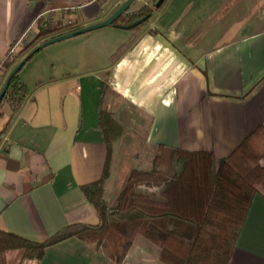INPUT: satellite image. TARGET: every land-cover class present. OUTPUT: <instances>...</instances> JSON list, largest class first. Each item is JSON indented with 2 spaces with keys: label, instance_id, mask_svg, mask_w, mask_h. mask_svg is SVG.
I'll use <instances>...</instances> for the list:
<instances>
[{
  "label": "crops",
  "instance_id": "crops-1",
  "mask_svg": "<svg viewBox=\"0 0 264 264\" xmlns=\"http://www.w3.org/2000/svg\"><path fill=\"white\" fill-rule=\"evenodd\" d=\"M123 2L0 0V64L12 44L19 48L35 37L40 23L74 24L72 31L106 19ZM207 2L169 0L113 62L133 37L131 30L90 31L48 45L25 63L30 73L20 72L19 78L29 98L16 116L5 109L0 116V230L43 242L66 226L98 223L80 187L101 177L107 158L100 105L125 128L112 143L103 187L110 205L119 191V186L108 188L111 179L132 168L151 169L158 145L222 158L264 123V28L247 23L238 36L227 38L229 31L219 30L220 0L214 1L209 30L201 31L198 19L184 21ZM238 2L225 0L227 12ZM145 4L136 0L129 11ZM255 16L256 23H264V9ZM214 26L219 32L213 38ZM44 49H50V58ZM134 134H140L141 150L150 158L143 165L141 153L134 167L116 165L114 147L122 149ZM107 261L101 248L71 237L47 247L37 262ZM228 264H264L260 195L250 204Z\"/></svg>",
  "mask_w": 264,
  "mask_h": 264
},
{
  "label": "trees",
  "instance_id": "trees-1",
  "mask_svg": "<svg viewBox=\"0 0 264 264\" xmlns=\"http://www.w3.org/2000/svg\"><path fill=\"white\" fill-rule=\"evenodd\" d=\"M98 1L104 5L109 0ZM157 1L150 0L134 11L129 8L114 22L113 26H125L149 15L131 29L133 37L120 46L112 62L169 2L156 6ZM72 25L49 27L40 23L29 43L19 48L12 44L0 64V89L16 64L42 42L70 32ZM20 71L11 78L0 101V116L4 106L11 117L16 116L29 98ZM106 88L103 83L102 91ZM98 126L107 148L104 169L98 180L80 187L96 211L98 223L66 226L43 242L0 230V264H20L26 258L41 261L47 247L71 237L101 248L108 264H123L137 236L158 248V264H228L254 196L264 198V123L222 158L212 152L158 145L151 169H130L111 205L103 198V187L109 175L112 143L121 137L123 126L101 105Z\"/></svg>",
  "mask_w": 264,
  "mask_h": 264
},
{
  "label": "rangeland",
  "instance_id": "rangeland-1",
  "mask_svg": "<svg viewBox=\"0 0 264 264\" xmlns=\"http://www.w3.org/2000/svg\"><path fill=\"white\" fill-rule=\"evenodd\" d=\"M215 0H208L207 3H204V5H208L207 7H199L196 10V13H192L190 14L187 18H185L184 21L188 22L189 21H193L195 19H198L199 21L197 22L198 26H201L200 30L201 31H207L210 29V25L212 24L214 17L212 16V14L210 15L211 11L215 8V4H214ZM237 5L228 13V7H226V3L225 0H220L221 6L220 8V19H219V30L222 32H228L227 38L229 37H234V36H238V34H240V32L243 29L244 25H247V23H250L253 28H264V23H256L255 20L259 17L258 14L257 16H255L256 12H258L259 10L264 9V0H235V2H237ZM148 4L150 3V0L147 1ZM222 10V11H221ZM207 11L209 12L207 15ZM172 12V11H171ZM254 22V23H253ZM73 27V25H72ZM146 27V26H145ZM107 28V27H106ZM106 28L100 29V30H104ZM98 32V31H97ZM217 32H219L217 30V28L214 26L213 30H212V36L213 38L215 36H217L216 34H218ZM226 36H224L226 38ZM103 39V37L101 38ZM111 40V39H109ZM64 42V41H63ZM51 46H55V45H51ZM54 48V47H53ZM208 49L207 47H204L203 49ZM45 50V49H44ZM43 51V50H41ZM44 52L46 53V56L48 58L51 57L52 54H50V49L45 50ZM51 60H49V64H51ZM30 66L29 65H24L23 68L21 69V73L26 75L30 73ZM7 110V107L4 106L2 108V110ZM125 128H123L124 131ZM122 131V133H123ZM132 141L129 143L124 144L123 148H119L118 145H116V147H114V152H113V159H115L116 161V165H117V161L118 163H128L130 165V167H134V165H136L138 162L136 160V157L140 158V155L142 153L143 156V165L144 164V160L150 158L149 155L146 153L142 152V142L140 140L141 136L140 134H134L133 136H131ZM116 149H117V157H115L116 154ZM120 149V151H119ZM157 149L154 151L156 154ZM120 156V158H119ZM118 158V159H117ZM113 163V161H112ZM128 165V166H129ZM129 168V167H127ZM126 168V169H127ZM125 169V170H126ZM127 175V174H126ZM120 176V175H118ZM122 176V177H121ZM120 177L121 178H112L111 181L108 183V188L112 189V187H117L119 186V191L121 186L124 183L125 180V174H122ZM114 181V182H113ZM116 189V188H115ZM118 191V193H119ZM158 248L155 247L154 245H152L149 241H147L146 239H144L143 237L137 236L134 240L133 246L131 247V249L128 251V253L126 254L125 258H124V263L123 264H158ZM9 258H13V254H9L8 256ZM109 262L107 261V264Z\"/></svg>",
  "mask_w": 264,
  "mask_h": 264
},
{
  "label": "water",
  "instance_id": "water-1",
  "mask_svg": "<svg viewBox=\"0 0 264 264\" xmlns=\"http://www.w3.org/2000/svg\"><path fill=\"white\" fill-rule=\"evenodd\" d=\"M136 0H124V2L110 15L108 16L106 19L94 23V24H90L75 30H72L70 32L67 33H63L57 36H54L44 42H42L41 44H39L36 48H34L27 56H25L18 64H16L12 70L8 73L1 89H0V101L2 100L5 91L9 85V82L11 80V78L18 73L21 68L24 66V64L27 62V60L36 52L42 50L43 48H45L48 45L54 44L56 42L68 39V38H72L90 31H94L100 28H104V27H109V26H113L114 22L124 13H126V11L131 7V5L135 2ZM164 0H158L156 6H159ZM149 15L135 21L132 22L128 25L125 26H118V25H114L115 27L118 28H122L125 30H131L134 27L140 25L141 23L145 22L146 20H148Z\"/></svg>",
  "mask_w": 264,
  "mask_h": 264
},
{
  "label": "built area",
  "instance_id": "built-area-1",
  "mask_svg": "<svg viewBox=\"0 0 264 264\" xmlns=\"http://www.w3.org/2000/svg\"><path fill=\"white\" fill-rule=\"evenodd\" d=\"M20 264H38V262L32 259L26 258V259H23Z\"/></svg>",
  "mask_w": 264,
  "mask_h": 264
},
{
  "label": "flooded vegetation",
  "instance_id": "flooded-vegetation-1",
  "mask_svg": "<svg viewBox=\"0 0 264 264\" xmlns=\"http://www.w3.org/2000/svg\"><path fill=\"white\" fill-rule=\"evenodd\" d=\"M146 5V4H145ZM149 19V18H148Z\"/></svg>",
  "mask_w": 264,
  "mask_h": 264
}]
</instances>
